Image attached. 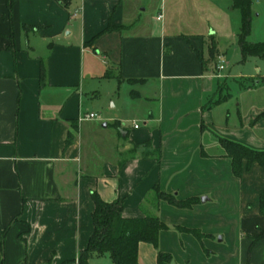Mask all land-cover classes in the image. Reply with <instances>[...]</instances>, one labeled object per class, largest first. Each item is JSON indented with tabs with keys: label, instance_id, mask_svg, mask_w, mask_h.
Here are the masks:
<instances>
[{
	"label": "crops",
	"instance_id": "crops-1",
	"mask_svg": "<svg viewBox=\"0 0 264 264\" xmlns=\"http://www.w3.org/2000/svg\"><path fill=\"white\" fill-rule=\"evenodd\" d=\"M207 1L0 0V264H80L92 192L120 201L123 217L166 224L157 247L139 243V264L158 251L168 264L264 263V238L249 248L264 229V169L243 160L236 177L219 142L264 150V102L223 118L224 55L215 32L204 48L195 19ZM227 1L211 8L226 16ZM254 67L248 98L264 93ZM88 92L111 106L84 111Z\"/></svg>",
	"mask_w": 264,
	"mask_h": 264
},
{
	"label": "trees",
	"instance_id": "trees-1",
	"mask_svg": "<svg viewBox=\"0 0 264 264\" xmlns=\"http://www.w3.org/2000/svg\"><path fill=\"white\" fill-rule=\"evenodd\" d=\"M232 7L241 13V24L237 34V45L241 61L250 57L264 58V42H250L251 0H231ZM107 27L106 30H110ZM225 156L231 159L232 172L241 177L243 160L247 166L256 162L264 169V150L252 149L244 144L220 138ZM94 209L92 212L93 233L89 237L87 246L79 254L80 264H90L91 257H108L114 264H139L137 253L140 242H147L157 247L159 232L167 228L157 216L141 218H127L122 215L120 201L106 202L96 192L91 194ZM157 197L169 203L188 208L195 203V199L178 200L174 195L157 192ZM259 211L264 215V190L259 194ZM255 235H251V249L259 240L264 238V229L258 228ZM157 264H168L171 255L167 252H157Z\"/></svg>",
	"mask_w": 264,
	"mask_h": 264
},
{
	"label": "rangeland",
	"instance_id": "rangeland-1",
	"mask_svg": "<svg viewBox=\"0 0 264 264\" xmlns=\"http://www.w3.org/2000/svg\"><path fill=\"white\" fill-rule=\"evenodd\" d=\"M212 1L209 0L206 3L205 11L200 12L198 17L201 23L204 25L205 30V42L204 48L207 50V46H210V37L206 34L213 33V39L215 47L223 52V59L226 64V68L221 70L224 77L221 79V91L217 93L215 97L224 96L228 97L225 104V110L223 112V118L229 119V124L238 120L237 112L242 113L248 108V103L253 102L263 103L264 93L256 96L252 94L250 98L248 95L242 94L240 90L241 85L252 84L250 77L246 76L249 73L257 72L255 69V63H262L264 65V59L256 57H250L248 60L242 62L239 51L237 49V34L239 32L241 24V13L238 9H232L227 11V15H222L216 12L212 7ZM227 0H222V4H227ZM251 22H250V33L247 40L250 42H264V0H251ZM189 18V12L184 13ZM261 74H264L262 69ZM90 92L85 93L83 96V110L96 111L99 106H105L108 108L111 106L108 99L102 97L100 102L94 101ZM98 114V113H97ZM98 123V121H96ZM102 122H99L101 124ZM88 136V135H87ZM157 197V193H156ZM99 261L103 263H111L108 258L101 257ZM264 264V263H263Z\"/></svg>",
	"mask_w": 264,
	"mask_h": 264
},
{
	"label": "built area",
	"instance_id": "built-area-1",
	"mask_svg": "<svg viewBox=\"0 0 264 264\" xmlns=\"http://www.w3.org/2000/svg\"><path fill=\"white\" fill-rule=\"evenodd\" d=\"M157 18L159 19L160 15H158ZM223 67H224V61L221 58H219L218 64H217V68L218 69H222ZM83 117L86 118V119H93V118L97 117V114L95 112H87ZM133 126L137 127L138 125L137 124H133Z\"/></svg>",
	"mask_w": 264,
	"mask_h": 264
},
{
	"label": "water",
	"instance_id": "water-1",
	"mask_svg": "<svg viewBox=\"0 0 264 264\" xmlns=\"http://www.w3.org/2000/svg\"><path fill=\"white\" fill-rule=\"evenodd\" d=\"M206 197H202L201 199L204 200Z\"/></svg>",
	"mask_w": 264,
	"mask_h": 264
}]
</instances>
